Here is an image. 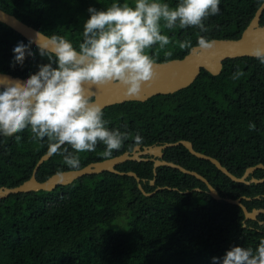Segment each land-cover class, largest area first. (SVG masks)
Wrapping results in <instances>:
<instances>
[{
  "label": "trees",
  "instance_id": "trees-1",
  "mask_svg": "<svg viewBox=\"0 0 264 264\" xmlns=\"http://www.w3.org/2000/svg\"><path fill=\"white\" fill-rule=\"evenodd\" d=\"M160 2L175 8L180 0ZM263 2L220 0L219 14L203 21L208 29L203 33L178 25L167 29L162 22L161 34L170 43L164 48L154 45L146 53L155 62H166L183 58L201 36L237 39ZM112 3L133 5V0H0V10L48 37L65 38L78 50L90 18L88 9L102 11ZM260 24L264 26V12ZM185 40L191 48L179 47ZM21 42L32 53H26L22 65L15 62L13 52ZM54 60L0 23L1 73L30 77L41 65L51 63L56 68ZM237 70L244 75L234 80ZM102 112L105 126L127 133L128 139L110 157L103 155L102 143L95 151L78 153V169L132 152L135 146L142 149L181 140L219 161L236 177L248 167L264 166V64L254 57L227 59L217 76L201 70L191 85L173 94L112 105ZM137 135L142 138L139 144ZM63 148L71 151L68 145ZM48 151L47 138H34L30 128L11 137L0 134V187L27 181ZM163 160L200 174L223 198H250L241 201L248 211L264 208V181L233 182L182 145L167 148ZM116 169L136 173L143 190L153 194L143 195L133 177L104 172L49 192L0 199V264H213L214 257L222 258L231 247L255 250L264 240V214L257 221L245 220L240 207L213 199L193 176L166 166L158 167L154 176L151 160L128 161ZM68 170L63 156L53 154L38 168L36 179L42 182ZM250 178L263 179L264 170H256ZM156 188L162 189L155 192Z\"/></svg>",
  "mask_w": 264,
  "mask_h": 264
},
{
  "label": "clouds",
  "instance_id": "clouds-1",
  "mask_svg": "<svg viewBox=\"0 0 264 264\" xmlns=\"http://www.w3.org/2000/svg\"><path fill=\"white\" fill-rule=\"evenodd\" d=\"M219 4L220 0H180L172 8L160 0H133V5L112 3L102 11L89 8L90 18L84 24L78 50L61 36L46 38L40 42V54L54 56L57 67L51 63L41 65L23 83L16 82L0 91V134L11 137L30 128L34 138H47L49 155H62L71 170L80 166L77 154L95 151L98 143L105 146L103 155L110 157L122 147L128 134L105 126L102 108L92 102L85 86L91 89L117 85L125 89L126 95L138 96L142 85L156 76L155 61L146 50L170 43L169 37L161 34L162 22L167 29L178 25L181 29L195 27L207 32L203 21L219 14ZM215 44L205 36L198 39L199 49L206 53ZM179 47L192 46L185 40ZM13 52L15 62L21 65L26 53L32 55L22 42ZM251 54L264 64V46L257 44ZM243 75L237 70L232 79ZM135 141L139 144L142 138L137 135ZM213 264H264V240L255 250L231 247L222 258L214 257Z\"/></svg>",
  "mask_w": 264,
  "mask_h": 264
},
{
  "label": "water",
  "instance_id": "water-1",
  "mask_svg": "<svg viewBox=\"0 0 264 264\" xmlns=\"http://www.w3.org/2000/svg\"><path fill=\"white\" fill-rule=\"evenodd\" d=\"M264 12V2L255 11L252 19L247 27L242 31L237 39H213L216 41L215 48L211 52H203L199 49L198 45L193 46L189 52L181 59H173L166 62H155L156 76L148 84L142 85V90L138 96H128L125 89L117 85H108L102 88L89 89L86 85L87 94L91 96L92 102L98 104L102 110L116 104H121L130 101L144 102L149 98L156 95L173 94L191 85L201 70H205L212 76H217L221 73L223 62L227 59H234L240 57H253L251 49L257 44L264 46V26L260 24L261 16ZM0 23L12 29L25 40L39 48L40 42L49 38L40 31L18 20L15 16L0 10ZM41 34L38 36L37 34ZM29 77L21 78L14 77L10 74L0 72V88L12 86L16 82L23 83ZM182 145L191 155L198 159L210 162L221 173L227 176L231 181L241 184H258L264 181L263 179L248 178L258 169L264 170L262 164L248 167L241 177H236L231 174L225 167L221 165L216 159L196 152L189 141H178L175 143H165L162 145H152L143 147L135 146L132 152H124L120 155L102 160L77 169L68 170L51 175L46 180L40 182L36 179L38 168L43 162L47 161L52 155L49 151L45 153L36 163L31 177L16 187H0V199H4L13 194L29 193L36 191H52L57 186H65L72 183L74 180L88 175H97L104 172L114 173L117 175H127L133 177L138 183V189L145 196H150L153 193H146L141 184L140 178L134 172H120L116 169L128 161H148L153 162V173L156 175V169L160 166H166L176 169L184 174L193 176L200 180L207 188V193L217 201H225L231 205L240 207L244 214L245 220L257 221V217L264 214V208L252 209L248 211L247 208L241 203L243 199L250 200V198L240 197L237 199L223 198L219 195L218 191L200 174L187 170L180 165L163 160L164 151L167 148ZM151 156V158H146ZM154 179L150 181V185H154ZM162 188H156L155 192ZM198 190V189H196ZM258 198V197H256ZM263 225L262 221L258 222Z\"/></svg>",
  "mask_w": 264,
  "mask_h": 264
}]
</instances>
